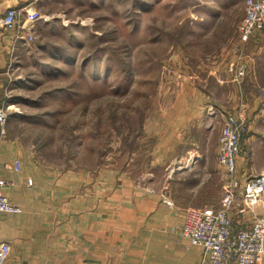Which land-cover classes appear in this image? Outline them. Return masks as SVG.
<instances>
[{
    "label": "rangeland",
    "instance_id": "1",
    "mask_svg": "<svg viewBox=\"0 0 264 264\" xmlns=\"http://www.w3.org/2000/svg\"><path fill=\"white\" fill-rule=\"evenodd\" d=\"M19 11L0 74L5 138L56 173H112L138 184L159 177L163 185L174 164L151 166L156 139L145 123L164 100L192 97V85L205 82L198 88L207 109L231 92L264 104V90L243 87L246 79L264 84V57L254 74L243 62V75H223L227 82L199 71L202 62L225 65L232 56L227 67L236 66L240 54L264 51L260 30L240 40L241 0H47Z\"/></svg>",
    "mask_w": 264,
    "mask_h": 264
},
{
    "label": "crops",
    "instance_id": "2",
    "mask_svg": "<svg viewBox=\"0 0 264 264\" xmlns=\"http://www.w3.org/2000/svg\"><path fill=\"white\" fill-rule=\"evenodd\" d=\"M46 1L0 0V18L9 7L31 12ZM15 34L0 25V74L9 64ZM240 56L237 60L246 64L247 76H251L254 63L264 57V51L258 46ZM230 60L232 56L225 65L202 62L198 69L227 82L228 76L222 77L231 74L227 69ZM197 83L201 86L205 82ZM198 86L192 85V97L164 100L156 118L145 123L147 135L156 139L151 166L160 168L175 159L179 164L163 185L159 177H148L146 183L138 184L131 177L112 173H56L21 156L20 149L5 138V132L0 134V176L9 181L3 193L21 208L19 212L0 214V243L10 246L7 262L196 264L203 260L204 248L181 235V216L188 207L218 206L227 182L225 170L217 161V139L226 113L242 118L247 125V135L241 137L235 157L238 193L249 177L264 171V104L260 105L253 95L234 97L231 92L217 105L219 108L207 109ZM243 87L264 90V84L251 79L244 80ZM161 190L173 201L172 207L161 200ZM255 209L264 214L262 203ZM249 216L244 215V219ZM258 264H264V253Z\"/></svg>",
    "mask_w": 264,
    "mask_h": 264
},
{
    "label": "built area",
    "instance_id": "3",
    "mask_svg": "<svg viewBox=\"0 0 264 264\" xmlns=\"http://www.w3.org/2000/svg\"><path fill=\"white\" fill-rule=\"evenodd\" d=\"M243 4L244 14L238 33L240 40L246 42L255 29L264 35V0H243ZM20 20L19 10L9 7L0 18V25L7 30H15L20 27ZM228 70L239 78L244 73L243 61L236 66L229 65ZM6 117V109L0 106V134L5 132ZM246 130L247 125L242 118L231 113L224 115L217 139V161L225 170L227 182L223 185L218 206L188 207L181 216V235L205 250V258L196 264H258L259 257L264 253V214L255 209L258 203L264 206V171L249 177L243 183L241 193L237 191L239 182L235 176V157ZM173 164L171 172L179 167L176 159ZM8 184L9 181L0 176V214L21 210L3 193ZM149 191L154 192V189L149 188ZM159 196L169 207L173 206L165 190H161ZM248 214L249 218L244 219V215ZM9 251V244L1 242L0 264H9Z\"/></svg>",
    "mask_w": 264,
    "mask_h": 264
}]
</instances>
